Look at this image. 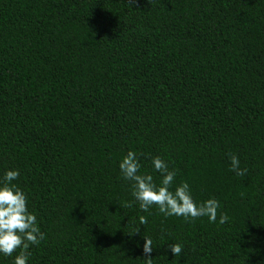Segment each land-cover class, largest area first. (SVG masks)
I'll return each instance as SVG.
<instances>
[{
	"label": "trees",
	"instance_id": "obj_1",
	"mask_svg": "<svg viewBox=\"0 0 264 264\" xmlns=\"http://www.w3.org/2000/svg\"><path fill=\"white\" fill-rule=\"evenodd\" d=\"M129 150L228 220L142 211ZM9 169L43 233L27 264H264V0H0Z\"/></svg>",
	"mask_w": 264,
	"mask_h": 264
},
{
	"label": "clouds",
	"instance_id": "obj_2",
	"mask_svg": "<svg viewBox=\"0 0 264 264\" xmlns=\"http://www.w3.org/2000/svg\"><path fill=\"white\" fill-rule=\"evenodd\" d=\"M230 171L242 176L246 169L240 167V161L234 154L229 155ZM153 170L160 174V182L156 184L151 174H140L141 164L137 153L133 150L119 160L118 168L124 180L130 181L132 195L139 202V208L147 211L155 205L165 217L178 216L185 219L207 217L210 223H225L227 215L220 213L217 219L219 201L209 198L197 203L191 194L189 184L181 181L174 185L176 171L170 170L168 164L160 157L151 159ZM19 170L9 169L4 173L0 182V254L10 256L16 249L20 252L13 258V264H27L29 245H35L43 238L37 226L36 216L28 211L27 198L15 184L12 183L18 176ZM140 224L147 223L144 216L139 217ZM152 241L144 238L143 252H152ZM181 245L171 244L172 254L181 252ZM146 264H152L151 258L145 259Z\"/></svg>",
	"mask_w": 264,
	"mask_h": 264
}]
</instances>
